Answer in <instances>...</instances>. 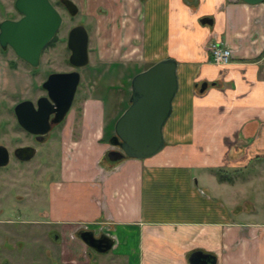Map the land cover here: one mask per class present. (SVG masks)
Wrapping results in <instances>:
<instances>
[{
    "label": "crops",
    "instance_id": "0c3cea01",
    "mask_svg": "<svg viewBox=\"0 0 264 264\" xmlns=\"http://www.w3.org/2000/svg\"><path fill=\"white\" fill-rule=\"evenodd\" d=\"M80 12L96 22L88 95L60 128L46 208L32 221L49 248L63 264H97L79 237L91 230L114 240L119 264H189L194 251L264 264V0H87ZM214 43L230 49L228 64L212 61ZM166 57L178 89L164 147L110 163L132 77Z\"/></svg>",
    "mask_w": 264,
    "mask_h": 264
},
{
    "label": "water",
    "instance_id": "95a60500",
    "mask_svg": "<svg viewBox=\"0 0 264 264\" xmlns=\"http://www.w3.org/2000/svg\"><path fill=\"white\" fill-rule=\"evenodd\" d=\"M257 4L263 0H242ZM69 13L77 12L71 0H62ZM18 19L5 18L0 21V46L11 47L14 53L32 67H37L41 51L52 40L61 24V16L50 0H15ZM202 23H210L208 18ZM88 32L83 25L73 26L67 34L66 44L70 50L69 63L74 67L88 64ZM80 74L73 70L50 73L42 83L46 96L37 100V107L29 99L14 106L18 123L28 132L43 135L48 132V118L52 123L63 120L72 106ZM206 83L201 84L203 91ZM178 89L176 62L166 57L136 73L131 79L129 103L114 124L110 144L115 147L107 151L110 161L123 158L144 159L157 154L164 147L163 126L172 112V102ZM32 147H18L14 154L20 159H30L35 154ZM8 162V151L0 145V166ZM80 239L93 251L105 253L114 240L105 235L96 236L91 230L79 232ZM189 264H216L213 255L194 251L189 255Z\"/></svg>",
    "mask_w": 264,
    "mask_h": 264
},
{
    "label": "rangeland",
    "instance_id": "374dc122",
    "mask_svg": "<svg viewBox=\"0 0 264 264\" xmlns=\"http://www.w3.org/2000/svg\"><path fill=\"white\" fill-rule=\"evenodd\" d=\"M14 1L0 0V21L5 18L20 17L14 8ZM73 1L79 8L87 0ZM91 17L90 14L82 15L81 12L73 18L64 14L62 27L54 41L49 43L43 51L39 64L35 68L16 58L11 50L5 52L3 56L0 54L1 142L8 143L12 137L17 135L23 137L22 143L31 142L28 135L14 128L11 108L20 99L34 100L37 95L43 93L39 87L49 72L69 69L66 61L68 53L64 46L67 30L72 24L80 20L85 23L88 35H91L88 41L89 46L91 50L94 49L93 31L96 22ZM91 60H95L94 57H91ZM86 70L87 68L82 69V78L69 110L75 117L79 116L82 100L88 95V85L83 77ZM102 92L100 91L101 95H103ZM114 103L110 107H113ZM126 107L123 105L122 110ZM63 124L64 122L52 129L45 144L37 145L38 153L31 161L24 164L12 161L9 167L0 169V219H2V223L0 222V264H63L59 255V246L56 249L49 248V241L44 237L43 228L32 222L41 219V212L46 208V187L48 180L52 177L49 167L55 166V160L58 159L59 133ZM7 219L10 221H6ZM87 252L94 256L92 263L98 264L101 260V263L105 264H119L110 258V251L103 253L104 256L91 248H88ZM80 257L84 259L86 253Z\"/></svg>",
    "mask_w": 264,
    "mask_h": 264
},
{
    "label": "flooded vegetation",
    "instance_id": "af4514ba",
    "mask_svg": "<svg viewBox=\"0 0 264 264\" xmlns=\"http://www.w3.org/2000/svg\"><path fill=\"white\" fill-rule=\"evenodd\" d=\"M71 1L74 3L73 0H71ZM50 2H51V1H50ZM51 4H52V5L54 6V8L58 11V13L60 14L61 19H62V20H61V24H60L58 30L56 31V34H57L58 31L60 30V28H61L62 25H63L64 14L67 15L69 18H73V17H75L78 13H80V7L78 8V5H77L76 3H74V4L76 5V7H77V12H76L74 15H72V14L69 13L68 9L64 6V4L62 3V0H54L53 2H51ZM63 13H64V14H63ZM17 19H18V18H17ZM76 25H83V26L85 27V23H84L82 20H80L78 23H74V24H72V25L69 27V29L67 30V34H68V31H69L73 26H76ZM85 29H86V27H85ZM86 30H87V29H86ZM56 34L54 35V37L52 38V40L56 37ZM67 34H66V39H67ZM52 40H51V41H52ZM88 41H89V39H88ZM48 44H49V43H48ZM48 44H47V45L44 47V49L41 51L40 57H41L43 51L45 50V48L48 47ZM64 48H65V51L68 53L67 58H66V61H67V64H68V66H69V69L55 70V71L49 72V73L46 75V77H45L44 80H46L47 76H48L50 73H63V72H70V71L76 70V71H78L79 74H80V77H79V83H80V80H81V78H82V69H84L87 65L82 66V67H74V66H72V65L69 63L70 50H69L67 44H65ZM8 50H11L12 53L15 55V57L18 58V59H20V58L14 53V51L11 49V47L6 46L5 48H2V47L0 46V54H2V56L5 55V52L7 53ZM20 60L23 61V62H25V61L22 60V59H20ZM39 61H40V58H39ZM25 63H27V62H25ZM27 64H28V63H27ZM28 65H29V64H28ZM31 67H32V66H31ZM33 68H35V67H33ZM44 80L41 82L40 87H39V88L43 91V93L37 95V96L35 97L34 100L29 99V100H31V101L33 102L34 107H37V104H36V103H37V100H38L40 97H43V96H46V95H47L46 90H45L44 88H42V83L44 82ZM79 83H78V85H77V88H76V91H75V94H74L73 101H74V99H75V96H76V93H77V90H78ZM25 99H28V98L20 99V100H18L16 103H14L13 106H12V108H11V112H12V115H13V118H14V120H13V121H14L13 124L15 125L14 128L17 129V130H19V131L22 132L23 134L28 135V137H30L31 142H30V143H22V142H21V139H22L23 137H22V136H19V135L12 137V139H11L8 143H6V142H4V141H3V142L0 141V145L4 146V147L7 149V151H8V162H7L6 165H4V166H0V169H4V168L9 167V166L11 165V162H12V161H16L18 164H24L25 162H29V161H31V160L36 156V154L38 153V146H37V145H38V144H45V143L48 141L47 138H48V135L51 133L52 129H53L55 126L59 125L60 123L64 122V118H65V117H64L63 120H62L61 122H59V123H52V122H51V119H52V117H53V114H50V115H49V118H48L49 130H48L47 133H45V134H43V135H37V134H32V133L26 131V130H25V129H24V128L18 123V120H17L16 114H15V112H14V106H15L18 102H20L21 100H25ZM73 101H72V104H73ZM71 107H72V106H71ZM68 112H69V111H68ZM68 112H67V113H68ZM65 116H66V115H65ZM18 147H32V148H34L36 151H35V154H34L30 159H27V160L25 159V160H24V159H20V158L16 157L15 154H14L15 149L18 148ZM2 212H3V211L1 210V213H2ZM96 236H99V234H97Z\"/></svg>",
    "mask_w": 264,
    "mask_h": 264
},
{
    "label": "built area",
    "instance_id": "2783aa9c",
    "mask_svg": "<svg viewBox=\"0 0 264 264\" xmlns=\"http://www.w3.org/2000/svg\"><path fill=\"white\" fill-rule=\"evenodd\" d=\"M212 61L218 65H226L230 61L231 51L226 46L214 43L211 50Z\"/></svg>",
    "mask_w": 264,
    "mask_h": 264
},
{
    "label": "trees",
    "instance_id": "16d2710c",
    "mask_svg": "<svg viewBox=\"0 0 264 264\" xmlns=\"http://www.w3.org/2000/svg\"><path fill=\"white\" fill-rule=\"evenodd\" d=\"M55 39V38H54ZM54 39L52 40V41H50L49 43L51 44L53 41H54ZM105 159L107 160V161H109L110 163H115V162H117V161H110L109 159H108V157H107V152H106V155H105ZM119 161V160H118Z\"/></svg>",
    "mask_w": 264,
    "mask_h": 264
}]
</instances>
